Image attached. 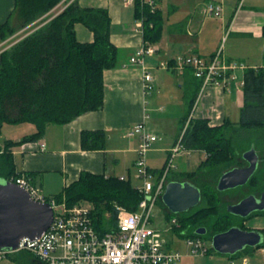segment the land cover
<instances>
[{"label":"crops","instance_id":"1","mask_svg":"<svg viewBox=\"0 0 264 264\" xmlns=\"http://www.w3.org/2000/svg\"><path fill=\"white\" fill-rule=\"evenodd\" d=\"M74 1L82 8L106 9L110 18V42L116 47L118 57L116 66L104 70L102 74L103 106L67 124L49 125L40 140L45 145L43 150L38 149V142L13 148L16 171L31 173V183L48 197L60 193L64 187L76 181L82 172L131 178L139 141L137 137L127 136V131L143 123L146 130L157 137L155 145L147 154L148 162L155 153L167 155L166 163L160 170L152 171L147 163L156 176L155 180L165 174L166 183L183 181L182 175L173 174L169 178L170 170L164 171L169 151L185 128L186 121L184 124L181 121L187 109L191 106L188 115L191 119H206L210 126H219L224 120L230 121L233 110L239 109L240 113L243 91L242 86L239 88L230 82V89L210 86L199 96L200 88L195 89L198 82L192 72L186 69L179 73L173 69L176 59L187 54L209 58L221 48L222 57L227 63L237 62L245 66L238 71L241 78L248 68L264 67V0H166L165 10L161 8V0V38L159 42L149 45L155 48L154 53L144 57L145 67L153 77V89L150 92L144 90L141 69L128 64L134 52L144 45L140 26L142 21L135 19L133 4L126 0ZM208 2H222L220 18L208 17L205 13ZM13 8L14 0H0V24L7 20ZM198 8L201 10L198 11ZM74 30L78 42H92L93 35L86 27L75 24ZM27 126L26 132L16 136L13 141L34 132L33 125ZM84 131H103L104 148L84 150L81 147V133ZM183 152L185 155L191 151ZM204 158L205 154L198 163ZM186 164L191 166L189 161ZM226 198L228 200L225 199V203L233 204L236 201L234 197ZM153 214L157 226L163 228L165 215L156 210H153ZM261 215L264 213L255 216ZM243 226L247 230L261 231L264 235L263 224L245 227L243 223ZM180 239L168 242L162 237L163 250L177 251L182 255L180 264H264V248L241 252L237 256L221 255L209 249L206 256H192L185 242L187 238ZM0 264L41 263L30 253L20 251L8 254Z\"/></svg>","mask_w":264,"mask_h":264},{"label":"trees","instance_id":"2","mask_svg":"<svg viewBox=\"0 0 264 264\" xmlns=\"http://www.w3.org/2000/svg\"><path fill=\"white\" fill-rule=\"evenodd\" d=\"M149 1H152V6ZM61 2L66 0H14L12 13L0 24V42L6 41L39 17L47 15ZM160 2L161 0H133L134 17L142 21L145 47L159 42L161 38L163 18ZM47 18L43 19L45 23L38 29L0 52V136L5 125L34 126L33 133L18 141L3 140V146H0V176L4 181L22 174L16 171L13 148L40 141L49 125L67 124L82 114L102 108L103 71L117 64L118 51L110 42L111 23L106 9L82 8L74 1L66 4L49 21H46ZM75 24L83 25L92 33V42L77 41ZM196 80L198 84L195 89L198 90L201 83ZM242 80L243 106L237 123L224 120L219 126H210L206 119H193L182 134L180 142L185 150L205 154L204 160L195 170L182 173L186 181L200 184L201 201L204 205L185 214H172L168 210L165 214L168 222L173 217L177 219L180 228L173 227L172 230L178 231L183 237L202 238V235L195 233L198 226L204 227L210 237L234 226L229 218L235 216L228 214L226 210L222 211L219 205H228L229 202L223 201L220 195L223 192H218L215 186L222 173L233 166L245 164L240 153V161L238 160L235 141L238 137L249 135L252 139L245 150L254 146L260 159L264 161V67L246 69ZM190 108L187 109L182 124L187 120ZM104 140L103 131L81 133V147L84 150H101L104 148ZM257 172L260 175L252 177L247 186L256 191L264 186V163H260ZM23 174L31 177V173ZM244 189L229 192L234 195L236 191L235 196L229 195L231 198L236 197L235 203L246 196H243ZM52 197L68 207L80 201L92 203L94 223L102 232L116 226L114 204L133 212L142 199L131 184L129 176L120 180L88 172H82L76 181ZM106 212L112 216L107 222L103 219ZM259 214L261 213H254L245 219L235 217V225L245 229L243 222ZM257 248H264V243ZM254 249L246 248L242 252ZM210 251L213 249L210 248Z\"/></svg>","mask_w":264,"mask_h":264},{"label":"built area","instance_id":"3","mask_svg":"<svg viewBox=\"0 0 264 264\" xmlns=\"http://www.w3.org/2000/svg\"><path fill=\"white\" fill-rule=\"evenodd\" d=\"M126 1L133 4V0ZM149 5L152 6V1H149ZM222 12V2H208L205 5L208 17L220 18ZM154 51L153 46L143 45L128 61L130 66L141 69L145 92L153 89V77L145 67L144 57L152 55ZM244 68L242 63H227L222 57L221 48L209 58L195 54L178 57L173 67L179 73L186 69L192 72L193 77L201 83L199 96L210 86L227 90L229 82L234 78V71ZM190 120L189 116L183 132ZM127 136L137 137L139 141L133 177L141 182V186H136L135 189L142 199L136 211H126L121 206H115L118 213L116 226L102 232L94 223L92 207L81 204L68 207L64 202L58 203L52 196L42 194L41 190L31 183V178L22 173L11 178L9 182L23 188L33 201L48 203L53 211L52 221L40 237L34 239L24 237L19 241L15 251H0V261L10 253L24 251L33 255L41 264H180L182 255L179 252L163 250L159 229L164 228L152 223L155 221L153 214L155 201L162 196L166 186L165 174L157 180H150L154 174L147 164V154L157 141V137L148 132L143 123L128 129ZM181 137L169 151L165 173L171 168L172 160L179 152L185 151L180 142ZM37 144L39 150L44 149L42 141H38ZM118 178L123 180L125 176ZM167 225H170V229L177 228L178 221L173 217ZM185 242L192 256H205L210 249L202 238H187Z\"/></svg>","mask_w":264,"mask_h":264},{"label":"water","instance_id":"4","mask_svg":"<svg viewBox=\"0 0 264 264\" xmlns=\"http://www.w3.org/2000/svg\"><path fill=\"white\" fill-rule=\"evenodd\" d=\"M246 167H233L221 174L216 183L218 192L242 188L254 176L259 155L254 146L242 154ZM1 179V178H0ZM161 201L172 214H182L197 207L201 201L200 188L189 181H169ZM226 212L245 219L252 214L264 212V192L259 199L246 195L236 203L228 204ZM53 211L48 203L33 201L20 186L0 180V251H15L19 241L27 237H40L50 226ZM197 235L207 233L204 227L195 230ZM264 243V235L258 230H247L234 225L210 238L211 248L221 255L233 256L246 248H257Z\"/></svg>","mask_w":264,"mask_h":264},{"label":"rangeland","instance_id":"5","mask_svg":"<svg viewBox=\"0 0 264 264\" xmlns=\"http://www.w3.org/2000/svg\"><path fill=\"white\" fill-rule=\"evenodd\" d=\"M72 2H74V0H66V2H61L57 6V9H53L47 15L42 16V17H39L37 20L33 21L32 23H30L29 25H27L23 29L18 30L16 33H14L9 39H7L6 41H4L3 43L0 42V43H2V45H0V52L2 50H4V49H7L8 47H12L15 43H17L18 41H20L27 34H29L32 31H35L36 29H38L41 25H43L45 23V22H43V19H45L46 17H48L46 21H49L55 15H57L59 12H61V10L64 8V6L66 4H69V3H72ZM166 6H167L166 0H163L161 2V8H162V10H165ZM197 10L200 11L201 9L198 8ZM238 71H240V70L237 69V70L234 71V76H233L234 78L231 79L230 82L233 83L236 87L241 88L242 78H241V76H238V74H239ZM230 82H229V84H231ZM228 89H230V85H229ZM238 112H239V109L233 110V112H232L233 115L230 116V121L231 122L234 121L235 123H237V120H238V117H239L238 116L239 115ZM191 120H193V119H191ZM27 125L28 124L5 125L4 128H3L2 135H1L2 139L5 138V139H12V140H14V138H16V136H22L24 134V132H26L25 131V128L28 127ZM19 133H21V134H19ZM245 136L246 135L240 136V137H238L239 139L235 140L236 141V147H237V154L238 155H239V153H240V155H242L244 153L243 150H245L248 147V144H249L250 140L252 139L251 137H249V135H247V137H245ZM180 137H179V139H180ZM19 138H22V137H19ZM2 139H0V146H3V143L2 142H3L4 139L3 140ZM179 139L177 141H179ZM183 153H184L183 151H180L179 152L180 155L183 154ZM203 155L204 154L201 151H191L189 153H186L185 155L183 154L180 157L174 158L172 160V162H173L172 163V166L169 169L170 170V172H169L170 174H169L168 177L170 178V176L173 175V174L174 175H177V176H181V175H183L182 174L183 172H186L188 170H191V171L192 170H195L197 168V165L199 164L198 163L199 162V159L200 158H203ZM240 155L238 157V160L240 159ZM149 156H150V154H149ZM166 156L167 155L165 153L157 154V155L155 153V154H153V157H151L152 159L148 162V155H147V163L149 164V166L152 169V171H154V170H160L165 165L166 160H167ZM188 161L191 163V166H187L186 162H188ZM167 165H168V163H167ZM255 175L259 176L260 174H259V172H256ZM0 178H2V177L0 176ZM155 179H156V176L155 177L153 176V177H151L150 180L151 181H154ZM0 180H2V179H0ZM182 180L183 181H186L187 179L185 180V178H183ZM206 180H209V179H206ZM131 184L134 187L141 186V182L138 181L137 179H135L134 177H131ZM193 184L195 186H197L198 188H200V184L199 183L196 182V184L195 183H193ZM229 192H231V191L223 192V193L220 194L224 198L223 201H225V199H227L226 197H231L229 195H232V196H235L236 195V191H235V194L234 195H233V193L231 194ZM232 192H234V191H232ZM248 192H250V191H247L246 192V189L243 190V193H244L243 196L247 195ZM234 199H236V197ZM78 204L88 205V206H90V207H92L94 209V205L92 203H90V202L80 201V202H78ZM203 205H204V202L203 201H200L199 205L197 207H195V209L196 208H199V207H201ZM219 205L221 206V210L222 211L226 210V206H227L226 204L222 205V203H220ZM115 206H120V205H118V204H114L113 205V208L115 210V224H116L117 223V214L118 213H117V211L115 209ZM122 208H123V210L130 211V210L124 208V207H122ZM195 209L193 208L194 211H195ZM153 210H156L159 214H163V215H165L167 213V209L161 203V197L158 200L155 201ZM182 214H185V213H182ZM110 217H112V216H111V214L109 212H106V213L103 214V219L105 220V222L109 221L110 220ZM229 221H230L231 224L235 225V222L237 220H236L235 217H231V218H229ZM165 222L167 224L169 223L168 221H166V218H165ZM152 223L153 224L155 223L157 225L156 219H155V221L153 220ZM166 223L163 225L164 230L159 229L161 238L164 237V239L167 240L168 242H170L171 239L179 240L180 239L179 237H181V239H182L183 236H180L179 233H178V231L177 232L176 231L174 232L172 229H170V225H167ZM243 223H244L245 227H250V226H253V225H262V224L264 225V215L254 216L252 218H249V219L245 220ZM199 227H202V226H198L197 228H199ZM177 228H180V223L178 224ZM210 238L211 237H210L209 233H206L202 237V239L204 240V242L206 243V245L211 247ZM206 255H208V253Z\"/></svg>","mask_w":264,"mask_h":264},{"label":"flooded vegetation","instance_id":"6","mask_svg":"<svg viewBox=\"0 0 264 264\" xmlns=\"http://www.w3.org/2000/svg\"><path fill=\"white\" fill-rule=\"evenodd\" d=\"M260 163L263 164L264 161H262V159H260V157H259L258 168L260 167ZM246 166H247V163L245 162V164L242 165V166H240V167L242 168V167H246ZM233 167H238V166H233ZM233 167H232V168H233ZM258 168H257V170H258ZM257 170H256V172H257ZM256 172H255V174H256ZM255 174H254V176H256ZM254 176H252V177H254ZM250 181H251V179L249 180L248 183H250ZM248 183H247L246 185L242 186V189L245 188V189H246V192H247V191H250V192H248L247 195H249V194H254V195L256 196V198L259 199L260 195L264 192V186H262V189L256 191V190H253L252 187H247V186H248ZM245 189H244V190H245ZM194 209H195V208H194ZM192 210H193V209L189 210L188 212H190V211H192Z\"/></svg>","mask_w":264,"mask_h":264}]
</instances>
